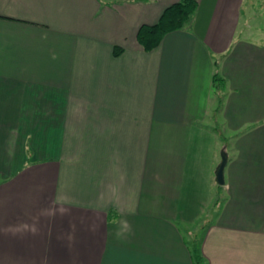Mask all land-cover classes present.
I'll list each match as a JSON object with an SVG mask.
<instances>
[{
  "label": "crops",
  "instance_id": "obj_1",
  "mask_svg": "<svg viewBox=\"0 0 264 264\" xmlns=\"http://www.w3.org/2000/svg\"><path fill=\"white\" fill-rule=\"evenodd\" d=\"M175 1L0 0V264H193L204 198L205 264H264V29L252 0H196L143 50Z\"/></svg>",
  "mask_w": 264,
  "mask_h": 264
},
{
  "label": "trees",
  "instance_id": "obj_2",
  "mask_svg": "<svg viewBox=\"0 0 264 264\" xmlns=\"http://www.w3.org/2000/svg\"><path fill=\"white\" fill-rule=\"evenodd\" d=\"M197 7L196 0H178L164 8L158 20L153 24H142L136 33V40L139 46L145 50H151L159 44L162 37L176 29L184 28L187 25ZM121 48L115 46L113 48V54L117 55L121 52ZM220 82H224L223 78L217 73H213L212 86L216 84L217 89H221ZM215 94L216 92L212 90ZM217 101L220 103L221 95L216 93ZM220 104H217L218 110ZM222 185H217V199L220 196V188ZM189 252L191 254L193 264H205V260L201 255L199 243L196 238L190 240L187 244Z\"/></svg>",
  "mask_w": 264,
  "mask_h": 264
},
{
  "label": "rangeland",
  "instance_id": "obj_3",
  "mask_svg": "<svg viewBox=\"0 0 264 264\" xmlns=\"http://www.w3.org/2000/svg\"><path fill=\"white\" fill-rule=\"evenodd\" d=\"M251 5H252V11L253 12H252V14L250 16V22L252 24L258 25L259 28L264 29V0H252L251 1ZM247 13L249 15L250 12L247 11ZM224 82H220L221 83L220 86L222 88L221 89H217V91L215 90L216 89V84H215V86H213V90L216 93H218L219 95L222 94V96H220L221 97L220 103H218V101H216L214 98H212V101L214 102V104H220V107H221V105H223V102H224L223 98H224L225 90H226ZM222 89H223V92H222ZM212 114H213V117H214L213 118V120H214L213 123L214 124L213 123H211V124L213 125L214 129L216 130V132L218 134V137H219L220 141L222 142L223 147L226 148V147H228L230 145V142H231V136L230 135L232 133H229V129H228L227 125L223 123V121H222V123H220L221 122V118H222V120L224 119L223 113L218 118L216 117V114H217L216 112H214ZM243 127L244 128H242V130H240V131L247 130L250 127V125L247 126V124H244ZM222 151L225 152V150H223L221 148H218V152L217 153L214 152L216 154V157L214 159L215 160L218 159V162L220 161L221 152ZM212 160H213V158H212ZM204 199H205V204H204L205 206H203V208H201L202 211L200 213L196 212L197 207H195L194 211H193V213H192V215L190 217L186 216V214H185L183 216V218H185L186 220L184 222H179V226L181 228V231L184 234V236L187 238V244L190 241V239H192L191 238L192 236L193 237H198L199 236V234L201 233V227L200 226L204 222L203 218L206 219L205 215H209V214H207V212H211L213 210V208H214L211 205L212 202H213V198H204ZM207 200L209 202H207ZM203 209H205L206 211L203 212ZM202 212H203V214H202Z\"/></svg>",
  "mask_w": 264,
  "mask_h": 264
},
{
  "label": "water",
  "instance_id": "obj_4",
  "mask_svg": "<svg viewBox=\"0 0 264 264\" xmlns=\"http://www.w3.org/2000/svg\"><path fill=\"white\" fill-rule=\"evenodd\" d=\"M227 161V155L225 152H221V158L220 161L218 162L217 166L215 167L214 170V179L217 184H223L224 183V166Z\"/></svg>",
  "mask_w": 264,
  "mask_h": 264
}]
</instances>
